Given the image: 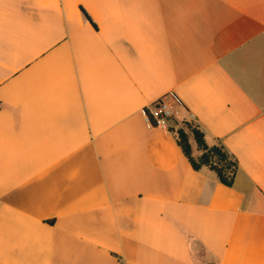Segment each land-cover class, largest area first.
<instances>
[{
  "label": "crops",
  "instance_id": "obj_1",
  "mask_svg": "<svg viewBox=\"0 0 264 264\" xmlns=\"http://www.w3.org/2000/svg\"><path fill=\"white\" fill-rule=\"evenodd\" d=\"M0 264H264V0H0Z\"/></svg>",
  "mask_w": 264,
  "mask_h": 264
},
{
  "label": "trees",
  "instance_id": "obj_2",
  "mask_svg": "<svg viewBox=\"0 0 264 264\" xmlns=\"http://www.w3.org/2000/svg\"><path fill=\"white\" fill-rule=\"evenodd\" d=\"M81 9L85 17L93 23L85 9ZM187 129L191 132V135ZM170 131L175 135L179 146L194 169L208 168L216 174L220 182L227 186H233L239 166L237 160L228 153L223 144L220 142L209 144L206 141L205 134L192 120H183L181 123H176L170 127ZM191 138L194 142L191 141ZM196 147L201 152L197 157L194 155Z\"/></svg>",
  "mask_w": 264,
  "mask_h": 264
},
{
  "label": "built area",
  "instance_id": "obj_3",
  "mask_svg": "<svg viewBox=\"0 0 264 264\" xmlns=\"http://www.w3.org/2000/svg\"><path fill=\"white\" fill-rule=\"evenodd\" d=\"M178 106H181V102L176 96L170 95L169 99L166 96L161 97L145 110V119L149 126L168 131L170 130V122L174 119ZM190 116L192 120L196 121L193 114Z\"/></svg>",
  "mask_w": 264,
  "mask_h": 264
},
{
  "label": "rangeland",
  "instance_id": "obj_4",
  "mask_svg": "<svg viewBox=\"0 0 264 264\" xmlns=\"http://www.w3.org/2000/svg\"><path fill=\"white\" fill-rule=\"evenodd\" d=\"M187 131H188V133L191 135V132L187 129ZM192 137V136H191ZM201 154V152L197 149V147L195 148V150H194V155H195V157H197L198 155H200Z\"/></svg>",
  "mask_w": 264,
  "mask_h": 264
}]
</instances>
